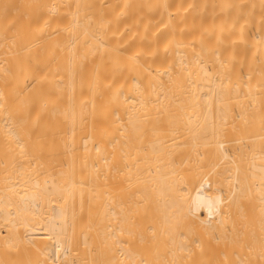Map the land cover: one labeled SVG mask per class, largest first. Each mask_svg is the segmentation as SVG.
<instances>
[{
	"label": "bare ground",
	"instance_id": "1",
	"mask_svg": "<svg viewBox=\"0 0 264 264\" xmlns=\"http://www.w3.org/2000/svg\"><path fill=\"white\" fill-rule=\"evenodd\" d=\"M0 264H264V0H0Z\"/></svg>",
	"mask_w": 264,
	"mask_h": 264
}]
</instances>
